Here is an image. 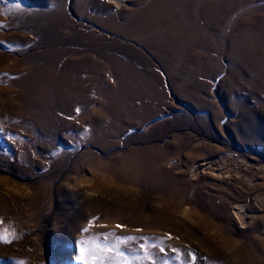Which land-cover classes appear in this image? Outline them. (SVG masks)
Wrapping results in <instances>:
<instances>
[{"label": "rangeland", "instance_id": "rangeland-1", "mask_svg": "<svg viewBox=\"0 0 264 264\" xmlns=\"http://www.w3.org/2000/svg\"><path fill=\"white\" fill-rule=\"evenodd\" d=\"M168 54L154 88L104 75ZM0 236V264H264V0H0Z\"/></svg>", "mask_w": 264, "mask_h": 264}, {"label": "crops", "instance_id": "crops-1", "mask_svg": "<svg viewBox=\"0 0 264 264\" xmlns=\"http://www.w3.org/2000/svg\"><path fill=\"white\" fill-rule=\"evenodd\" d=\"M167 56H170L168 59H164L163 65L164 68L161 67L160 65L157 66V63L151 62L150 60H141L144 62V66L147 67L146 69L142 70V67L144 66H130L128 68V64L126 59H118V60H111L109 62L110 69L113 72H104V75L110 74L109 76L116 75L117 76V81L118 85H122L121 83H124V85H132L136 89H140L142 91L143 89H148V88H154L156 85H161L162 83V78L164 83H167V73L170 70L176 71L179 69L178 64L180 63L179 60H182L181 58H178L177 55H170L168 54ZM165 70V71H163ZM115 71V73H114ZM159 72L161 73V79L158 76ZM163 73L165 75H163ZM121 76V77H120ZM155 78L157 80L155 81ZM129 88H131L129 86ZM151 106V105H149ZM153 106V105H152ZM161 105H158L157 107H160ZM143 107L142 106H135V108ZM147 107V106H145ZM157 108L156 106H153ZM163 108L167 107L166 105L162 106Z\"/></svg>", "mask_w": 264, "mask_h": 264}, {"label": "snow or ice", "instance_id": "snow-or-ice-1", "mask_svg": "<svg viewBox=\"0 0 264 264\" xmlns=\"http://www.w3.org/2000/svg\"><path fill=\"white\" fill-rule=\"evenodd\" d=\"M77 112H79V109H77ZM117 227H123L120 225H117ZM140 231V230H137ZM171 239V237H169ZM132 239V238H129ZM12 240L11 239H5L3 236H0V243H11ZM123 241H120L119 243H122ZM119 243H117V245H115L114 247L117 249V255L121 258L117 264H131V261H128L127 256L124 252L118 251L119 248ZM155 246V245H153ZM141 247H144L143 245H141ZM107 251L111 252L113 250L112 247H109L106 249ZM161 251H164V249H161ZM175 251V250H173ZM196 257L195 255H192V260L195 261Z\"/></svg>", "mask_w": 264, "mask_h": 264}, {"label": "bare ground", "instance_id": "bare-ground-1", "mask_svg": "<svg viewBox=\"0 0 264 264\" xmlns=\"http://www.w3.org/2000/svg\"><path fill=\"white\" fill-rule=\"evenodd\" d=\"M207 165H208V163H204L201 166H207ZM205 170H206V173L209 172V173H212V174H215L218 171L221 173V171H222V169H220V168H218V169L217 168H213V166L207 167V168L204 169V171ZM216 174H217V176L220 177V174H218V173H216ZM226 174H227V172L223 173V176L226 175Z\"/></svg>", "mask_w": 264, "mask_h": 264}]
</instances>
